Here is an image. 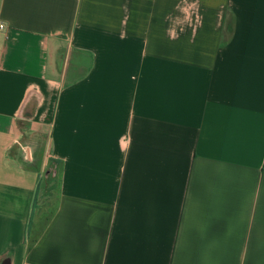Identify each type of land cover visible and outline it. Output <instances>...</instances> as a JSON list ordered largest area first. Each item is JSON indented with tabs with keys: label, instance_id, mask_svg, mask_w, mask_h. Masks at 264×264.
<instances>
[{
	"label": "crops",
	"instance_id": "0c3cea01",
	"mask_svg": "<svg viewBox=\"0 0 264 264\" xmlns=\"http://www.w3.org/2000/svg\"><path fill=\"white\" fill-rule=\"evenodd\" d=\"M0 23V264H264V0H0Z\"/></svg>",
	"mask_w": 264,
	"mask_h": 264
},
{
	"label": "rangeland",
	"instance_id": "374dc122",
	"mask_svg": "<svg viewBox=\"0 0 264 264\" xmlns=\"http://www.w3.org/2000/svg\"><path fill=\"white\" fill-rule=\"evenodd\" d=\"M50 176H47V192L46 197H43L40 202L44 205V211L42 212L41 226L47 221V218L51 215V212L55 209L56 205V183Z\"/></svg>",
	"mask_w": 264,
	"mask_h": 264
},
{
	"label": "trees",
	"instance_id": "16d2710c",
	"mask_svg": "<svg viewBox=\"0 0 264 264\" xmlns=\"http://www.w3.org/2000/svg\"><path fill=\"white\" fill-rule=\"evenodd\" d=\"M46 183H47V181L45 180V182H42L40 186L43 188L44 186H46ZM52 214L53 213L51 212V215L47 218V220L52 216Z\"/></svg>",
	"mask_w": 264,
	"mask_h": 264
},
{
	"label": "built area",
	"instance_id": "2783aa9c",
	"mask_svg": "<svg viewBox=\"0 0 264 264\" xmlns=\"http://www.w3.org/2000/svg\"><path fill=\"white\" fill-rule=\"evenodd\" d=\"M4 28V25L0 23V29H3Z\"/></svg>",
	"mask_w": 264,
	"mask_h": 264
}]
</instances>
